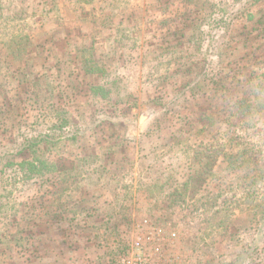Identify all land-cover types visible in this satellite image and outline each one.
<instances>
[{
    "label": "rangeland",
    "instance_id": "1",
    "mask_svg": "<svg viewBox=\"0 0 264 264\" xmlns=\"http://www.w3.org/2000/svg\"><path fill=\"white\" fill-rule=\"evenodd\" d=\"M264 264V0H0V264Z\"/></svg>",
    "mask_w": 264,
    "mask_h": 264
},
{
    "label": "built area",
    "instance_id": "2",
    "mask_svg": "<svg viewBox=\"0 0 264 264\" xmlns=\"http://www.w3.org/2000/svg\"><path fill=\"white\" fill-rule=\"evenodd\" d=\"M148 261L144 258V257H139L136 259V263L135 264H148ZM126 264H130V263H126Z\"/></svg>",
    "mask_w": 264,
    "mask_h": 264
}]
</instances>
